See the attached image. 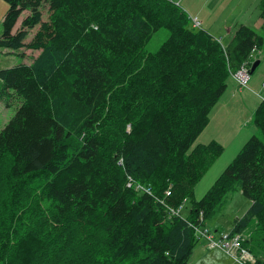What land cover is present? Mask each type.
I'll return each instance as SVG.
<instances>
[{
	"label": "trees",
	"instance_id": "trees-1",
	"mask_svg": "<svg viewBox=\"0 0 264 264\" xmlns=\"http://www.w3.org/2000/svg\"><path fill=\"white\" fill-rule=\"evenodd\" d=\"M4 1L0 45L39 54L0 69V103L18 106L0 130V264H189L193 227L210 228L235 191L250 204L230 233L264 264V102L258 135L200 200L222 148L190 151L263 37L239 25L224 46L169 0ZM259 17L264 30V0Z\"/></svg>",
	"mask_w": 264,
	"mask_h": 264
},
{
	"label": "rangeland",
	"instance_id": "rangeland-1",
	"mask_svg": "<svg viewBox=\"0 0 264 264\" xmlns=\"http://www.w3.org/2000/svg\"><path fill=\"white\" fill-rule=\"evenodd\" d=\"M176 1L180 2V0H174L173 2L175 3ZM187 4V7L184 5V3H178L177 6L182 9L189 17L198 18L202 24L200 30L207 32L209 35H212L215 38H219L223 44H226V40L230 36L233 26L237 24L248 25L264 39V30L261 27L259 20L260 0H189ZM7 10V3L4 0H0V34L2 33V21ZM41 12L42 22L48 21L50 12L46 4L41 7ZM25 15L26 12L22 14L20 19H24ZM38 28L39 27L37 26L28 32L29 34L25 39L26 44L32 40ZM167 37L168 33L165 30L155 33L145 46L144 51L147 53H155L165 42ZM21 53L23 56H21ZM38 54L39 51L26 48L13 51L0 45V69L11 67L22 62L29 63ZM251 59L253 60L252 62L256 60L260 62L252 75L249 76V78H251L254 82L255 87L252 89V82L250 81L248 82V85L241 86L240 88L242 90L251 91L254 95H256V97H258L259 100L257 103L256 100H254L253 106L255 107L251 110L253 111L257 108V106L264 102V89H261V84L264 82V44L260 51L253 52ZM11 102L12 105L10 107H6L4 103H0V130H2L4 125L10 120V118L14 116L18 108V106H16L15 99H13ZM245 120L247 121V118ZM246 121L243 123L244 126H239L235 129V135L239 133L244 127L249 126L253 127L255 132V128L252 126L253 123L248 126ZM210 129L211 128L204 132V139H206L205 143H202L203 145L211 143L209 142L210 137L208 134ZM251 136L252 135H250L248 139ZM258 138L264 142V139L261 135ZM201 139L202 138H200V140ZM215 142L221 146L222 151L195 186L193 191L195 200H200L205 195L209 188L214 184L215 180L220 176V174H222V172L239 152L235 150H240L244 145H240V147L238 146V149L237 147L236 149H232L230 148L231 143L229 142L225 144L218 143L217 141ZM199 144L200 143L195 141L191 146L190 151H192ZM249 204V200L243 197L239 191L230 193L226 197V203L215 213L216 215L211 221L213 225L209 224V227L212 230L214 227H217L219 228L218 231L222 230L225 233L229 232V230L232 228L234 220L241 218L245 214ZM188 210V203L186 206L184 204L181 215L185 217L188 213ZM208 250L209 249L204 244V241H199L195 245L193 254L189 260V264H238L235 260L225 254L221 253L220 256H213ZM202 255L205 256L203 257Z\"/></svg>",
	"mask_w": 264,
	"mask_h": 264
},
{
	"label": "crops",
	"instance_id": "crops-1",
	"mask_svg": "<svg viewBox=\"0 0 264 264\" xmlns=\"http://www.w3.org/2000/svg\"><path fill=\"white\" fill-rule=\"evenodd\" d=\"M173 1L171 0V2H173ZM188 2H189V0L188 1L187 0H180V2L176 1L175 4L184 3V5H186V7H187ZM259 16H260V14H259ZM259 20H260V24L262 27L260 17H259ZM18 24H19V22H18ZM239 25H246V24L234 25L232 28L230 36L226 40V44H223L220 40V42L224 46H226L227 44H229L231 42L232 37H233V32H234L235 28L238 27ZM201 26H202V24H201ZM246 26H248V25H246ZM216 39H219V38H216ZM256 61H258V60H256ZM7 68H10V67H7ZM1 69H6V68H1ZM229 80L227 81V88H226L224 94L222 95V97L219 99L217 104L211 110L210 117H209V123H208L207 127L204 129V131L199 135V137L196 140L198 143H200L199 145H203L202 143H205L206 138L204 139V132H206V130H209V128H211L209 133H208L209 137H210L209 142L217 141L218 143H224V144L229 142V143H231L230 148H232V149H236V147L238 149V146L240 147V145L245 144L253 135H258L257 129L255 128V126L252 125L255 128V132H254L253 127L249 126L250 124H252V116L256 110V109H254L253 111H251L255 107V106H253L254 100H256V103H257L259 100L258 97H256V95H254L251 91L242 90L232 76L229 78ZM250 81L252 82V89H253V87H255V85H254V82L252 81L251 78L248 79L246 85H248V82H250ZM262 84H261V89H264V87H262ZM246 118H247V121L245 120ZM245 121H246V124L248 123L247 125L249 127H244L239 133H237L235 135V129L239 126H241V127L244 126L243 123ZM250 135H252V136L248 139V137ZM200 138H202L203 140L202 139L200 140ZM240 150H235V151H240ZM218 229L219 228L216 227V230H218ZM219 231H222V230H219ZM230 231H231V229L229 230V232ZM208 251L213 256H220L221 253L225 254L221 250H208ZM202 256L204 257L205 255H202Z\"/></svg>",
	"mask_w": 264,
	"mask_h": 264
},
{
	"label": "built area",
	"instance_id": "built-area-1",
	"mask_svg": "<svg viewBox=\"0 0 264 264\" xmlns=\"http://www.w3.org/2000/svg\"><path fill=\"white\" fill-rule=\"evenodd\" d=\"M171 1V0H169ZM178 5V4H176ZM190 18L191 25L195 29L201 28V22L198 18ZM220 42V41H219ZM249 65L248 62L243 64L237 71H235L231 76L235 79L238 85L246 86V83L249 79ZM264 87V83L262 84ZM127 187H131V183L127 184ZM136 189L143 190L146 193L150 194L149 189H144L141 186H136ZM170 192H166V196H169ZM181 207L176 211H171L173 214H178ZM194 231L196 235V239L199 241H204V244L209 250H221L227 256L231 257L238 264H252L254 263L253 257L242 247V243L245 239H247L248 235L245 233L232 235L230 232H213L208 226H194Z\"/></svg>",
	"mask_w": 264,
	"mask_h": 264
},
{
	"label": "water",
	"instance_id": "water-1",
	"mask_svg": "<svg viewBox=\"0 0 264 264\" xmlns=\"http://www.w3.org/2000/svg\"><path fill=\"white\" fill-rule=\"evenodd\" d=\"M259 65V61H255L252 66L250 67V70H249V76L252 75V73L254 72V70L257 68V66Z\"/></svg>",
	"mask_w": 264,
	"mask_h": 264
}]
</instances>
